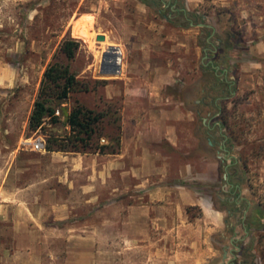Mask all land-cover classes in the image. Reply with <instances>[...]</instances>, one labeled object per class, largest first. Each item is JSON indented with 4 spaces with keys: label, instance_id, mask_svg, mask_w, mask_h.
Returning <instances> with one entry per match:
<instances>
[{
    "label": "crops",
    "instance_id": "crops-1",
    "mask_svg": "<svg viewBox=\"0 0 264 264\" xmlns=\"http://www.w3.org/2000/svg\"><path fill=\"white\" fill-rule=\"evenodd\" d=\"M161 2L170 9L163 27L148 26L157 41L136 46L135 64L127 60L129 46L124 48L121 69L136 73L122 79L118 151L44 150L32 163L38 169L17 173V182L0 191L8 202L0 205V218L11 230L10 239H0V264H98V244L112 239L140 241V264H204L215 256L217 248L209 243L216 234L227 264H241L245 247L251 253V240L264 223V167L253 182L234 129L221 119V102L253 94L249 145L264 149V0ZM179 16L183 24L176 22ZM211 117L215 126L208 123ZM250 158L264 165V157ZM258 180L263 186L256 194ZM218 194L226 195L220 199L225 204L235 197L233 212L215 206ZM190 210L198 216H189ZM239 213L240 222H234ZM203 233L206 247L198 258L186 248L179 254L177 244L197 247ZM59 242L62 256L50 255L49 243Z\"/></svg>",
    "mask_w": 264,
    "mask_h": 264
},
{
    "label": "rangeland",
    "instance_id": "rangeland-1",
    "mask_svg": "<svg viewBox=\"0 0 264 264\" xmlns=\"http://www.w3.org/2000/svg\"><path fill=\"white\" fill-rule=\"evenodd\" d=\"M177 4V7L181 8V4L179 2ZM169 10V6L163 5L160 0H145L144 3L140 0H0V191L9 189L10 184L14 185L17 182V173L25 168H28V171L38 169V166L32 164L40 160V153L31 150L34 141L40 139L45 145L49 135L60 139L70 135L66 117L76 104L105 115L99 125L100 138L94 137L92 144L114 146L110 138L119 133L124 99L122 79L125 75L135 74L136 71L122 65L119 75L101 74L102 53L109 46H114L120 51L121 59L124 60V48L129 46L127 60L130 64L139 62L140 50L136 46L142 40L151 42L156 38L157 41L159 37L156 32L149 30L148 26L154 24L157 29L163 27V15H167ZM84 15L93 17L96 37L103 35L104 41H97L95 37L93 42H89L87 39L73 36L75 22ZM181 21L182 18L179 16L176 22L183 24ZM166 29L165 36L168 34ZM66 38L78 39L82 43L74 60L68 64L76 79L86 84L89 91L72 93L65 101L50 102L57 121L52 122L51 118H46L42 128L33 132L28 128V117L37 98L42 73L49 63L56 60L66 63L65 58L59 53L60 42ZM165 42L168 43V40ZM132 87L136 88V85ZM182 91L186 100L183 106L192 107V101L188 100L191 97L188 87L183 88ZM108 92L112 98H108ZM253 101V94L249 92L241 93L240 96L229 101H222L221 106L225 111L221 119L225 120L230 128L232 127L231 131L234 129L235 138L242 146L244 166L254 182V178H257L264 165L261 159L255 163L251 161L250 155L264 157V149L255 148L253 145L251 152L253 155L250 154V149L253 147L249 145L253 118L249 115L251 112L249 109H252ZM199 122L200 119L195 118L194 125H198ZM216 122L215 117H211L208 121L213 126ZM238 129L241 130L240 133ZM208 153L209 162L215 161L214 150L210 149ZM223 166L224 164H221L218 169L219 179L222 176ZM262 186L263 182L258 180L252 187L257 194L259 193L257 190H261ZM225 197L226 195L218 194L214 198L215 206L233 212L236 208L233 203L235 197L229 204L220 200ZM257 200L262 203L261 194L257 196ZM7 204V200L3 201V197L0 196V205ZM198 214V210L189 211V216L197 217ZM240 217L241 213L234 222H240ZM226 219L228 223L231 221L229 216H226ZM261 227L251 240V253L243 252L246 247L242 249L243 255L241 254L240 258L247 261V264H264V223ZM102 230L104 232L105 229ZM10 233V223L0 218V239H10ZM204 234L202 239H198L200 244L197 247L193 246L190 249L184 244H177L179 254L184 255L186 248L187 252L192 250L194 258L196 256L198 258L206 247ZM217 235L214 236L213 243H209V248L213 249L212 245L217 248L216 251L213 249L215 256L204 264L228 262V258L222 259V241ZM112 240L109 244L105 242L98 244V255L101 257L98 264H140V251H142L140 241ZM49 249L50 255L55 253L62 256L64 245L60 242L49 243ZM237 260L239 257L235 262ZM49 261L54 262L51 259ZM242 261L240 260V263ZM62 263L61 259L55 260V264Z\"/></svg>",
    "mask_w": 264,
    "mask_h": 264
},
{
    "label": "trees",
    "instance_id": "trees-1",
    "mask_svg": "<svg viewBox=\"0 0 264 264\" xmlns=\"http://www.w3.org/2000/svg\"><path fill=\"white\" fill-rule=\"evenodd\" d=\"M140 1L145 2V0ZM81 45L78 39H63L59 45V53L65 58L66 63L56 60L45 67L37 98L28 117V128L31 131L36 132L41 129L46 118H51L52 122L57 121L55 110L50 106V102L65 101L72 93L89 91L86 84L76 79L68 64L74 60ZM104 116L103 113L94 112L76 104L66 117L70 135L61 139L49 135L44 145L45 150L47 152L115 154L119 149V133L110 138L111 143L114 142L112 147L92 144L94 137L100 138L99 125L103 122ZM243 252L249 253V249L246 247ZM241 264H247V261L243 259Z\"/></svg>",
    "mask_w": 264,
    "mask_h": 264
},
{
    "label": "water",
    "instance_id": "water-1",
    "mask_svg": "<svg viewBox=\"0 0 264 264\" xmlns=\"http://www.w3.org/2000/svg\"><path fill=\"white\" fill-rule=\"evenodd\" d=\"M97 41H104L103 35H97ZM121 72V54L114 46H109L103 53L100 63V73L106 75H119ZM225 252V251H224Z\"/></svg>",
    "mask_w": 264,
    "mask_h": 264
},
{
    "label": "bare ground",
    "instance_id": "bare-ground-1",
    "mask_svg": "<svg viewBox=\"0 0 264 264\" xmlns=\"http://www.w3.org/2000/svg\"><path fill=\"white\" fill-rule=\"evenodd\" d=\"M74 37L87 39L89 42H93L96 37L94 30V19L92 16H81L74 24ZM106 45V44H103ZM120 53V51H119Z\"/></svg>",
    "mask_w": 264,
    "mask_h": 264
},
{
    "label": "built area",
    "instance_id": "built-area-1",
    "mask_svg": "<svg viewBox=\"0 0 264 264\" xmlns=\"http://www.w3.org/2000/svg\"><path fill=\"white\" fill-rule=\"evenodd\" d=\"M32 150L36 152H41L45 150L44 143L38 139L32 143Z\"/></svg>",
    "mask_w": 264,
    "mask_h": 264
}]
</instances>
